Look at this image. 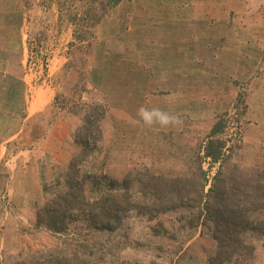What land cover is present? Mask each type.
<instances>
[{
    "label": "rangeland",
    "instance_id": "rangeland-1",
    "mask_svg": "<svg viewBox=\"0 0 264 264\" xmlns=\"http://www.w3.org/2000/svg\"><path fill=\"white\" fill-rule=\"evenodd\" d=\"M97 105L100 140L76 166L89 200L120 193L138 171L200 168L207 192L219 172L264 167V0H0V264H208L212 223L186 205L132 209L110 230L80 216L61 232L37 224V209L66 190L82 149L74 135ZM141 105L184 124L133 125ZM218 117L226 150L211 164ZM242 239L252 250L229 264H264V232Z\"/></svg>",
    "mask_w": 264,
    "mask_h": 264
},
{
    "label": "trees",
    "instance_id": "trees-1",
    "mask_svg": "<svg viewBox=\"0 0 264 264\" xmlns=\"http://www.w3.org/2000/svg\"><path fill=\"white\" fill-rule=\"evenodd\" d=\"M109 4L120 0H108ZM98 21L96 17L95 22ZM89 25V24H88ZM87 33V31H83ZM105 114L103 107L94 106L87 110L84 124L74 135L82 149L74 156L65 172L66 190L55 195L36 211V222L53 232L65 229L67 221L77 216L96 229H114L132 209L148 217L186 205L196 208L199 216L212 223V237L215 252L208 258V264H229L233 258L244 256L252 250L242 235L247 231L264 232V219L250 222L247 213L264 210V167L256 170L233 167L227 174L219 172L213 184L205 192L208 183L206 172L199 170L190 176H157L135 172L124 178L123 189L89 200L83 189V177L76 166L80 165L95 144L99 142V122ZM222 118L213 123L204 147L205 157L210 163L218 162L224 155L226 144L217 134L223 132ZM135 181L140 198L133 199L129 192L130 182ZM63 260L60 264H63Z\"/></svg>",
    "mask_w": 264,
    "mask_h": 264
},
{
    "label": "clouds",
    "instance_id": "clouds-1",
    "mask_svg": "<svg viewBox=\"0 0 264 264\" xmlns=\"http://www.w3.org/2000/svg\"><path fill=\"white\" fill-rule=\"evenodd\" d=\"M177 98V94H172L169 99L174 101ZM138 119H133L131 122L133 125H142L144 127H155L160 128H179L184 124L182 114L175 111L166 110L164 108L153 106L148 107L141 105L137 109L136 113ZM43 157V153L40 154Z\"/></svg>",
    "mask_w": 264,
    "mask_h": 264
},
{
    "label": "built area",
    "instance_id": "built-area-1",
    "mask_svg": "<svg viewBox=\"0 0 264 264\" xmlns=\"http://www.w3.org/2000/svg\"><path fill=\"white\" fill-rule=\"evenodd\" d=\"M207 177H208V175H207ZM210 182V176L208 177V183Z\"/></svg>",
    "mask_w": 264,
    "mask_h": 264
}]
</instances>
